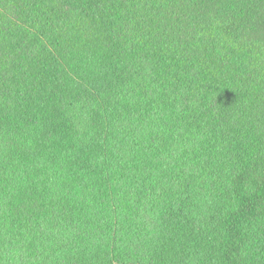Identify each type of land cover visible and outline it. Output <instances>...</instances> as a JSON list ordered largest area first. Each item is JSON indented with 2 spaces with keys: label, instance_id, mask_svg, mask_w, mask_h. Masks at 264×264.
Masks as SVG:
<instances>
[{
  "label": "trees",
  "instance_id": "obj_1",
  "mask_svg": "<svg viewBox=\"0 0 264 264\" xmlns=\"http://www.w3.org/2000/svg\"><path fill=\"white\" fill-rule=\"evenodd\" d=\"M0 264H264V0H0Z\"/></svg>",
  "mask_w": 264,
  "mask_h": 264
}]
</instances>
